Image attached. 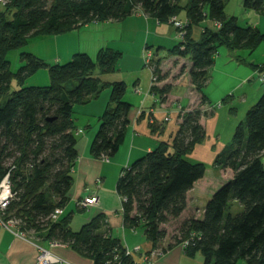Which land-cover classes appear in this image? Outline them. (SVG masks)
I'll list each match as a JSON object with an SVG mask.
<instances>
[{"label":"trees","instance_id":"16d2710c","mask_svg":"<svg viewBox=\"0 0 264 264\" xmlns=\"http://www.w3.org/2000/svg\"><path fill=\"white\" fill-rule=\"evenodd\" d=\"M180 1L52 0L49 4L47 0H9L1 6L0 98L6 99L0 103V182L9 173L13 193L7 214L21 220L27 231H36L43 240L66 244L93 259L94 264H114L117 255L121 264H133L105 215H96L78 231L70 226L71 213L63 214L56 222L48 217L56 208L67 206L74 184L73 169L79 158L73 120L75 104L89 103L105 88H112L91 142V156L111 159L125 141L133 107L124 100L127 84L108 83L95 76L97 68L100 74L114 73L121 53L107 47L98 51L96 59L87 53H76L67 63L50 65L32 53L22 52L23 65L15 73L7 55L32 38L66 34L89 23L118 22L136 12L167 24L171 18H177ZM227 1H189L182 41L172 53L192 61L188 73L193 87L201 94L200 105L192 110L182 108L176 135L160 141L156 148L122 169L116 184L125 229L143 228L155 249H160L167 236L162 225L180 218L187 208V193L208 169L205 163L193 161L188 155L205 140L202 117L213 114L203 108L209 104L203 89L219 48L252 52L264 42V31L243 26L237 16L227 15ZM242 6L263 11L264 0H243ZM205 21L210 23L204 25L197 40L192 37V28ZM215 22L221 26L217 28ZM163 59L153 57L157 83L151 91L166 99L172 89L170 84L157 86L166 77L160 68ZM43 68L49 71L50 85L24 86L30 76ZM186 69V65L182 66L179 76ZM256 71L264 73V66ZM14 78L18 90L11 89ZM150 126L154 128V121ZM263 158L264 92L237 125L231 147L215 159V166L233 172L232 178L213 193L202 217H190L181 224L182 237L175 244L189 240L187 255L201 253L205 258L203 264H236L239 259L246 264H264ZM235 203L242 207L236 213ZM175 244L161 250L165 252Z\"/></svg>","mask_w":264,"mask_h":264},{"label":"crops","instance_id":"0c3cea01","mask_svg":"<svg viewBox=\"0 0 264 264\" xmlns=\"http://www.w3.org/2000/svg\"><path fill=\"white\" fill-rule=\"evenodd\" d=\"M233 1L234 0H228L226 2L225 11L228 16H242V22H240V18L238 17L241 25H251L256 27L258 26L259 29H263L262 26H264V10H246L242 6L243 0H235V4H233ZM233 5H235L234 8ZM180 21L183 23L187 22H184V20L181 19ZM206 23L209 24L210 22L207 21ZM163 25L165 24L158 23L156 19L146 16L145 14H143V12H136L133 15L118 22L106 21L102 23H89L71 31V55H67L66 57H53L51 60H53L55 63L62 61L64 62V60H69L79 52L87 53L91 56H96V54H98V51L102 48L110 47L115 49L116 44L122 40L124 34L128 35V37H131L132 39L135 36L134 34L141 32L140 34L142 35L144 30H146L144 42H147L150 34H153L152 36H154V33H152V31H148L150 30V28L158 30V32L156 31V34L158 33V37L166 36V33L167 36H170V38L168 39L169 42L175 43L176 35H174L171 30H169L170 28L174 29L171 27H174V25H172L171 23H167L170 28L169 26L166 28ZM55 37H58V35ZM43 41L45 40H39V42ZM147 46L148 45H146V47ZM160 48H163V45H159L157 49V59L160 56ZM55 50H57L56 46ZM34 51L35 50H32V53L42 58V53L40 51ZM227 56L230 58H226ZM226 57L224 58V61L226 62L223 61V64L234 60L237 71L242 69V65H245L244 62L246 60L243 61L242 59H238L233 51H229ZM169 62L171 63V65H167V63ZM191 64L192 61L189 58L175 57L171 59H163L160 68L162 70V74H166V77L163 81L158 82L157 86L161 88L166 84H170L172 89L171 92L166 95V99H162L158 92L153 93L151 91L153 86L152 82H149V80H143L141 77L133 79L132 87V83H130L129 85V82L126 81L127 79L125 77H116L113 73L98 74L103 81L108 83H112L115 80L125 81L127 84V93L124 96V100L131 103L133 106L129 114L130 123L126 131L125 141L119 149V152L111 162V168L117 167L118 169L121 168L122 170L128 167L134 160L141 157L146 152L156 148L160 141L171 140L176 135L179 129L180 110L182 108L186 110H192L193 108H196L200 105L201 94L193 87L188 73ZM165 65L170 68H166ZM184 65L187 66L186 72L183 75L179 76L180 69ZM171 68L173 69L170 71ZM254 72L257 73L256 70H254ZM247 78L248 77L242 78L241 84L245 83V80ZM169 79L171 80V82H168L170 81ZM109 89L110 88L108 87L107 90L103 92L105 93V96H103L105 98H103L102 101L100 100V97L102 95L101 94L99 98L97 97L91 100L88 104L86 103V107L89 106L91 108L90 110H87L88 113H84L86 115L85 117L87 118L85 120L86 123H84V127H78L75 125V132L78 138L76 148L79 154V158L73 169V175L76 176L77 181L76 194L73 196V203L75 205L77 199L79 198L93 195H96L98 197V193L103 188V184L106 179V176L102 175L100 167H102L103 163L110 161V159L108 161L104 160L103 158L102 160L101 158L96 159L93 158L90 153L92 138L97 132L99 123L94 124L95 126H93V130L89 132V134H84L83 130L84 128L87 129L88 127L92 126L90 123V117L94 118L95 116L97 118H100V116L103 114L107 106L106 104H108L106 103V101L109 96ZM185 100L186 103H184ZM246 100L247 99H245V101ZM175 103L179 105L178 108H174ZM204 107L207 110L213 111V114L207 117H202L201 119V122L205 126L206 137L203 142L195 146L194 150L191 152V154L188 155V157L191 160L195 159L196 161L208 164V169L205 173V176L201 180H199L194 185V188L187 193V208L180 217H182L186 213V210L188 208L199 207L198 201L201 198H199L198 195L201 196L202 193L204 194V192H207L208 195L206 194V199L204 200V204L202 206V212H200V214L196 216L202 217L204 208L208 200L212 197L213 193L223 183H225L233 176V172L230 169H222L215 166L214 164L216 157L219 154L224 153L225 151L224 148H216V141L220 136L219 123L222 115V110L221 112L215 113V111L209 104L205 105ZM168 117L169 120H166V118ZM152 121H154V128H151L150 126V123ZM231 121L233 125L236 122V120ZM97 166L99 167L97 168ZM209 169H214V171H216L215 175L213 171L210 172V178L208 177ZM98 179L100 180V182L97 181ZM207 185L208 187H210V191L207 190ZM192 203L197 204L193 205ZM70 206L71 198L69 196L67 206L64 208V216L67 215V210ZM100 213H103L105 215L113 234L116 237L120 238L126 247L133 249L136 246H140V253H136L134 255V259L137 264H203L202 259L197 258V254L194 257H190L189 255H187L185 252V248L181 244L173 245L163 254L152 258L150 261L145 260L144 255L149 254L151 251L155 250V248H153L152 243L147 239L144 231L140 233L137 231V229H129V232L127 233L126 231L128 230L124 227L122 213L121 215L114 214L112 209H109V207L107 206L101 205L100 199L99 203L96 206H92V212L87 217H83L82 219H80L78 218L80 216H73L71 218L70 226L74 231H78L84 224L89 222L93 217ZM120 228H122L123 232H120ZM50 244V240L38 241L36 239H33L32 237H22L12 230L0 226V264H36L37 257L39 255L38 245L51 249L53 253L60 257L62 261L57 264H94L93 259L80 254L66 244H59L55 246H51Z\"/></svg>","mask_w":264,"mask_h":264},{"label":"rangeland","instance_id":"374dc122","mask_svg":"<svg viewBox=\"0 0 264 264\" xmlns=\"http://www.w3.org/2000/svg\"><path fill=\"white\" fill-rule=\"evenodd\" d=\"M47 1L49 4L52 2V0H47ZM189 1L190 0H181L179 3L181 9L179 10L177 17L179 20L180 19L184 20V22L187 21L186 6L188 5ZM233 4H235V0L233 1ZM234 7L235 5H233V8ZM1 9H3V7L0 6V10ZM238 17L240 18V22H242V18H241L242 16H238ZM205 24L206 22L194 25L192 28V37H194L197 40H200L201 33H202V30ZM163 26L167 28L169 25L165 24ZM171 27L174 29H171L169 26L170 28L169 30H171V32L174 35H176V37L174 36L177 39V40L175 39V43L169 42L168 39L170 38V36H167L166 33H165L166 36L161 35L162 37H158L157 35L158 33L156 34V31L158 32V30H154L152 28H150V30L148 31L149 32L152 31V33H154V36H152L153 34H150L147 42H144V36L146 35L145 33L146 30H144L143 32L144 35L143 34L141 35L140 34L141 32H139V33L134 34L135 36L132 39L131 37L129 38L128 35L124 34V36L122 37V40L116 44V47L114 49L121 53V57L117 63V70L113 73L114 76L125 77L127 79L126 81L129 82V85L130 83H132V87H133V79L137 77H141L143 80H146V81L149 80V82H152V71L150 67L146 64V57H147L148 52L151 50L154 56H156V54L158 53L157 49L159 45H163V48H160L159 58L171 59V58L177 57L176 55L172 53V50L182 41V38L179 35V31L177 30V28L175 26L174 27L171 26ZM262 27L263 29H260V30L264 31V26ZM41 39L45 41L39 42V40ZM146 45L148 46L146 47ZM55 46L57 47V50H55ZM32 50L40 51L42 53L41 59H43L46 63L50 65H54L58 63L59 64L67 63L68 61L71 60V58L69 60H64V62L62 61V62H56V63L51 59L53 57H59V56L66 57L67 55H71V32L58 35V37L44 36V37L32 38L29 40L27 45H25L21 49L10 51L7 55V59L11 63L12 72L14 73L17 72L18 69L23 65V62L21 61V53L22 52L32 53ZM228 52L229 50L224 46L219 48V55H217L215 59V63L213 67L210 69L208 81L203 89L204 94H206L207 97L209 98V105L215 111V113L221 112L222 110V115H221V119L219 123L220 136L219 138H217L216 148L217 147L224 148L225 151H227L232 145L233 135H234L237 125L245 119L248 109L251 108L258 101V99L264 92V83L260 81L258 74L254 72V70H256L258 67L264 66V42H262L252 52L245 50V49L237 50L234 52L236 57L240 56L242 57L243 61L244 59L246 60L244 62L245 65H242L243 66L242 69L238 71L236 70V65L234 63V60L223 64V61L225 60L224 58L226 57ZM79 53H83V52H79ZM96 56H91V57L93 59H96ZM226 58H230V57L227 56ZM167 65H171V63L169 62L167 63ZM167 65H165V67L170 68V67H167ZM172 69L173 68H171L170 71ZM98 74H100V71L97 68L95 70V76H99ZM244 77H248V78L245 80V83L241 84V80ZM115 81H123V80H115ZM168 82H171V80ZM50 83H51V79H50L49 71L47 68H43L37 71L32 76H30L26 80L24 86H48L50 85ZM11 89L12 90L19 89V84L16 78H14L11 83ZM105 90H107V88H105L101 92L102 95L100 94L101 101L103 100V98H105L103 97L105 96L104 95L105 93H103ZM111 91H112V88L109 89V96H108V99L106 97L107 99L106 103L109 102ZM5 99H6L5 97H1L0 103H2ZM245 99L247 100L245 101ZM184 103H186V100ZM175 107L178 108L179 105L175 103L174 108ZM90 108L91 107L89 106L86 107V104H75L74 105L73 120L76 126L84 127V123H86L85 120L87 119L84 113H88L87 110H90ZM223 114H224V117L226 118L223 117ZM90 120H91L90 123L92 126L88 127L87 129L84 128L83 130L84 134H89V132L93 130V126H95L94 124L99 123V117L98 118L95 116L94 118L90 117ZM231 120H236L234 125ZM113 159L114 157L111 158L110 161L103 163L102 167H100L101 173L102 175L106 176V179L104 181L103 188L98 193L99 194L98 197L101 200V205L107 206L109 207V209H112L114 214L121 215L122 199L119 197V195L116 192V184H117V181L120 175L121 168L119 169L117 167L111 168L110 164L113 161ZM192 160L196 161L195 159H192ZM263 161H264V158H263ZM206 165L208 166V164ZM98 167L99 166H97V168ZM211 171L214 172V175L216 172L214 171V169H209V172H208L209 178H210ZM216 185H219V184H216ZM212 187H216V186H212ZM206 188L208 191H210V187H208V185L206 186ZM76 190H77V181H76V176L74 175V184L71 188V191L68 193V196H70L71 198V206L68 207L67 215L71 213V218L73 216H76V217L80 216L78 218L82 219L83 217H87L88 215L91 214L92 207L86 210H79L76 207V205L73 203V196L76 194ZM206 194L208 195L207 192H204V194L202 193L201 196L198 195L199 198H201L198 201L199 207H196V208L190 207L186 210V213L182 217L177 218V219H170L169 222L162 225V228L166 231L167 236L165 239L161 241L159 245L160 249L167 247L169 244H175L177 241L180 240V238L182 237L180 233V227H181L182 222L186 220L187 218L196 217L197 215L200 214V212H202V206L204 204V200L206 199ZM207 197H210V196H207ZM192 204L195 205L197 203H192ZM241 209L242 207L240 206V204L235 203L233 212L235 213L239 212L241 211ZM17 224L21 230L25 231L27 234H30L29 236L32 237L33 239H36L38 241L43 240L42 237L37 236L36 231L34 230L27 231V229L24 227V224L21 220L18 219ZM119 230L120 232H123L122 228H120ZM127 230L128 231L126 232L128 233L129 229ZM137 231L141 233L144 230L143 228L140 227L137 229ZM197 258L202 259V263H204L205 258L201 253L197 254ZM236 264H246V262L243 259H239Z\"/></svg>","mask_w":264,"mask_h":264},{"label":"built area","instance_id":"2783aa9c","mask_svg":"<svg viewBox=\"0 0 264 264\" xmlns=\"http://www.w3.org/2000/svg\"><path fill=\"white\" fill-rule=\"evenodd\" d=\"M9 0H0V6H6L8 4ZM170 23H172L179 31V35L181 38L184 34V23L179 21L176 17H173L170 19ZM215 26L219 28L221 26V23L215 22ZM154 54L151 52V50L148 52L146 57V64L150 67L152 71V85L157 83V76L155 73H153V66H152V60H153ZM257 74L259 76L260 81L264 82V73H260L257 71ZM138 92V90H137ZM166 120H169V117L166 118ZM104 160H109L107 158H103ZM97 181L100 182L98 179ZM13 200V193L11 191V184L9 180V173L2 179L0 182V226L12 230L13 232L19 234L22 237H30V234H27L25 231L21 230L17 224L18 219L9 217L7 214L8 207L10 205V202ZM99 203V198L96 195L88 196V197H82L77 199L76 206L79 210H86L92 206H96ZM64 208L58 207L56 208L48 217V219L51 222H56L60 219V217L64 214ZM31 233V232H30ZM61 243L56 241H51V246L59 245ZM184 248H186L189 245V240L183 242L181 244ZM39 249V255L37 257L36 264H57L62 259L58 257L53 251L49 248H46L44 246L38 245ZM141 248L140 246H136L133 249H130L125 246V255L129 256L133 259V264H137L134 255L136 253H140ZM164 252L161 249H155L151 251L149 254L144 255V259L147 261H150L152 258L159 256L160 254H163ZM120 257L117 255L114 257V264H121Z\"/></svg>","mask_w":264,"mask_h":264}]
</instances>
